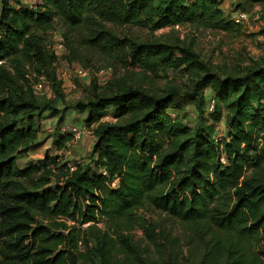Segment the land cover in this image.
<instances>
[{
	"label": "trees",
	"instance_id": "trees-1",
	"mask_svg": "<svg viewBox=\"0 0 264 264\" xmlns=\"http://www.w3.org/2000/svg\"><path fill=\"white\" fill-rule=\"evenodd\" d=\"M221 2L39 0L30 8L22 0H1L0 264H264V60L218 73L192 45L155 35L177 26L232 30L239 24L226 21ZM55 16L72 28L86 25V41L117 52L125 66L143 75L178 70L193 85L161 95L136 81V73L116 74L104 85L94 78L78 103L95 125L93 166L71 169L70 162L47 156L21 168L18 156L37 140L40 108L26 67L62 93L57 56L42 37ZM108 23L151 34L121 35ZM69 50L72 61L80 58ZM213 84L220 92L208 100L204 90ZM176 97L197 104L200 116L208 112L212 125L223 120L226 133L214 136L215 126L193 129L170 116ZM111 108L116 120H104ZM72 138L64 134L59 147ZM145 205L162 218L149 221V245L142 247L130 230ZM103 217L114 230L107 222L100 227ZM176 222L190 231L186 238L171 229ZM80 242L86 251L78 249Z\"/></svg>",
	"mask_w": 264,
	"mask_h": 264
},
{
	"label": "rangeland",
	"instance_id": "rangeland-1",
	"mask_svg": "<svg viewBox=\"0 0 264 264\" xmlns=\"http://www.w3.org/2000/svg\"><path fill=\"white\" fill-rule=\"evenodd\" d=\"M221 7L226 21L234 20L236 12H245L247 17L241 19L232 30H220L219 28H196L192 26H177L175 30L171 27L157 30L156 36L173 35L174 38L183 40L187 45H192L199 53L200 58L213 67L214 72H238L249 66H254L264 60V4L250 0H221ZM39 0H22V3L30 8H36ZM1 4V0H0ZM234 13V14H233ZM233 18V19H232ZM113 31L121 35L150 36V31L137 26L118 27L107 24ZM88 28L82 25L78 28L67 26L62 19L55 16L53 28L43 34V40L47 49L57 55L56 72L57 78L61 81V94L53 88L52 83L46 77H37L26 67L29 83L32 84L35 96L40 108L35 115V125L38 129L36 142L28 149L23 150L18 156V166L26 167L31 163H43L46 157H59L61 161L71 163L74 169L76 163L93 166L97 153L94 148L97 138L94 134L95 125L88 124V113L80 109L78 103L84 102L89 94L92 80L95 78L99 85L106 84L114 75L137 74V79H143L142 86L161 95L171 92L185 93L193 83L190 75H184L178 70L153 73L147 72L143 75L141 68L125 66L124 61L117 52L111 55V51L98 46L90 45L86 41ZM64 37L69 48L80 54V58L72 61L68 44L66 51L59 48L60 38ZM170 38V37H169ZM56 50H55V49ZM71 58V60H70ZM83 67L88 70V75L77 76L75 69ZM16 73L15 71H12ZM134 80V79H133ZM135 81V80H134ZM216 85H211L204 90L208 100L219 94ZM176 97L168 108V114L172 117L179 116L184 123L195 129L198 125L208 128L213 127V135L223 136L226 133L221 123L212 125V119L208 112L200 116V109L193 101L179 99ZM114 108H111L104 120L115 121ZM25 125V119H22ZM63 126H78L85 131L82 138L73 139L64 147H59V142L64 136ZM213 136V137H214ZM136 219L130 232L134 241L142 247H147L148 241L145 237V228L149 221L162 218V215L145 205L135 211ZM100 227L104 228L106 222L111 229H115L112 221L103 217ZM71 224H73L71 222ZM88 225H83L86 227ZM173 232L180 237L186 238L190 232L185 226L178 222L170 225ZM124 230V228H123ZM184 249L187 251L189 245L184 240ZM80 251H86L84 242L78 244ZM151 254L154 251L151 250Z\"/></svg>",
	"mask_w": 264,
	"mask_h": 264
},
{
	"label": "built area",
	"instance_id": "built-area-1",
	"mask_svg": "<svg viewBox=\"0 0 264 264\" xmlns=\"http://www.w3.org/2000/svg\"><path fill=\"white\" fill-rule=\"evenodd\" d=\"M235 14H236V17H235V21L236 22H240L242 18L247 17V15H246L245 12H236ZM59 48H61L64 51H66V45H65V39H64V37H61L60 38ZM55 55H57V54L55 53ZM75 73H76L77 76L84 77V76H87L88 75V70L84 69L83 67H78V68L75 69ZM214 106H215V101L212 100L209 103V105H208V109L210 111H212L214 109ZM62 131H63V134H70V135H72L73 139L82 138V136L85 133V131L83 129H81L80 127H78V126H63L62 127ZM222 160H223V162H225V159L224 158ZM117 182H118L117 180H114L111 184L113 186H115L117 184Z\"/></svg>",
	"mask_w": 264,
	"mask_h": 264
},
{
	"label": "crops",
	"instance_id": "crops-1",
	"mask_svg": "<svg viewBox=\"0 0 264 264\" xmlns=\"http://www.w3.org/2000/svg\"><path fill=\"white\" fill-rule=\"evenodd\" d=\"M221 124L224 126V122H223V120L221 121ZM224 128H225V126H224Z\"/></svg>",
	"mask_w": 264,
	"mask_h": 264
}]
</instances>
